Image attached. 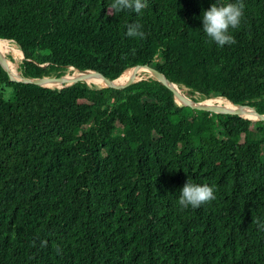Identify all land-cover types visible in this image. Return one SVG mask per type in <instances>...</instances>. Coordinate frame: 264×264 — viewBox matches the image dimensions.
Wrapping results in <instances>:
<instances>
[{"label":"trees","instance_id":"trees-1","mask_svg":"<svg viewBox=\"0 0 264 264\" xmlns=\"http://www.w3.org/2000/svg\"><path fill=\"white\" fill-rule=\"evenodd\" d=\"M113 2L0 0V40L22 52L23 78L149 66L194 102L264 115V0H242L223 47L203 12L236 0H146L139 14ZM263 148V121L180 105L145 72L58 89L0 64V264H264ZM188 180L216 198L181 210Z\"/></svg>","mask_w":264,"mask_h":264},{"label":"clouds","instance_id":"clouds-1","mask_svg":"<svg viewBox=\"0 0 264 264\" xmlns=\"http://www.w3.org/2000/svg\"><path fill=\"white\" fill-rule=\"evenodd\" d=\"M147 6L146 0H114L108 6V13L128 10L139 14ZM244 8L245 5L242 0H236L235 3H228L226 5H212L210 10L203 12V32L220 47L235 44L236 40L229 34V29H237L240 26L244 15ZM126 27V35L128 37L143 38L144 33L140 31L141 25L128 24ZM215 198L214 187H210L207 184L197 185L188 180L180 191L178 205L181 210L188 209L189 207L196 209L203 203L212 201ZM256 222L259 224V221Z\"/></svg>","mask_w":264,"mask_h":264},{"label":"water","instance_id":"water-1","mask_svg":"<svg viewBox=\"0 0 264 264\" xmlns=\"http://www.w3.org/2000/svg\"><path fill=\"white\" fill-rule=\"evenodd\" d=\"M0 41H4V40H0ZM6 42H9V41H6ZM22 59H23V55H22ZM0 64L6 70L10 79L13 81L22 82L25 84H34V85L47 87V88L54 87V88H58V89L69 87L78 81H83V82L89 84L87 82V79L90 76L89 73H91L93 75V77H95L96 79H99L100 81L103 82V84L101 85L102 88H121V87H124L125 85H127L129 82H131L134 79L136 74L141 73V72H145V73H148L150 76H152L157 81L163 83L167 88H169L173 92L175 100H176V98L179 99V102H177V101L176 102L180 105L188 106V107L195 109V110L205 111V112L215 113V114H237V115H239L238 112L241 109H247V110L251 111V113H252L253 118L250 119L251 121H253V122L263 121L264 122V115L258 116L253 112L252 109H250L249 107H245V106H238V105L233 104L236 107V109L225 110V109H220V108L203 107L200 105H190L185 101L184 98L180 97L178 95V93L176 92V90L174 89V86H177V85L168 82L161 73L157 72L155 69H153L149 66H135V67L128 70V71H130L129 76L124 81L116 82L117 81V79H116L114 81L109 82V81H106L103 78H101V76L94 71L79 72L81 75L78 76L77 78H74V79L71 78L72 76L68 77L69 76L68 73H65L64 75H62L60 77H50V78L43 77V78H34V79L23 78L18 73L17 75L16 74L14 75L15 78H11L10 71L3 65L2 60H1V56H0ZM68 70L73 71V72L77 71V70H74L72 67H70ZM138 70H140V71H138Z\"/></svg>","mask_w":264,"mask_h":264},{"label":"bare ground","instance_id":"bare-ground-1","mask_svg":"<svg viewBox=\"0 0 264 264\" xmlns=\"http://www.w3.org/2000/svg\"><path fill=\"white\" fill-rule=\"evenodd\" d=\"M7 44H9L8 42H6V41H0V47L2 48V47H8V48H10ZM12 46V45H11ZM11 49V48H10ZM12 49H13V52L15 53L14 55H15V59H17V57H18V60L19 59H21V52L17 49V52H16V49H15V46H12ZM11 49V50H12ZM17 53H18V55H17ZM0 56H1V60H2V63H4L5 65H6V68H7V61H5L4 59H3V57H2V54H1V51H0ZM13 64V63H12ZM8 69V68H7ZM14 71V70H13ZM138 71H140V70H138ZM129 73H130V71H126V72H124L123 73V75L121 76V77H119V79H117V81L116 82H122V81H124L126 78V76H129ZM17 75V72L16 71H14L13 72V74H12V76H11V78H14V76L13 75ZM81 74L79 73V72H75L73 75H72V77L73 78H76V77H78V76H80ZM95 78V77H94ZM96 79V78H95ZM87 81L89 82V83H91V84H98V85H102L103 84V82L102 81H100L99 79H96V81L95 80H92V79H90V78H88L87 79ZM176 85V84H175ZM174 89L176 90V92L178 93V95L180 96V97H182V98H184L185 99V101L188 103V104H190V105H200V106H203V107H205V106H207V107H210V108H212V107H214V105H212V104H218L219 106H217V107H215V108H220V109H225L222 105L223 104H225V106L227 107V110H233V109H236V107L231 103V102H229V101H227V100H225V99H221V98H215V99H209V100H204V101H200V102H193L192 100H190L189 98H187L186 96H183L182 94H181V92H179V89L177 88V86H174ZM176 101L177 102H179V99L178 98H176ZM222 102V103H221ZM238 114L240 115V117H243V118H247V119H252L253 117H252V115L251 114H249V113H247L246 111H244L243 109H241L239 112H238Z\"/></svg>","mask_w":264,"mask_h":264},{"label":"rangeland","instance_id":"rangeland-1","mask_svg":"<svg viewBox=\"0 0 264 264\" xmlns=\"http://www.w3.org/2000/svg\"><path fill=\"white\" fill-rule=\"evenodd\" d=\"M9 43V42H8ZM10 45V44H9ZM16 48V47H15ZM17 50V49H16ZM0 51H1V54H2V57H3V59L5 60V61H7V68H8V70L10 71V75L12 76V74H13V72L14 71H16L17 72V74H18V71H17V65H16V63L17 62H19L21 59H19L18 60V57H17V59H15V53L13 52V49L11 50L10 48H8V47H0ZM17 55H18V53H17ZM8 56H10L11 58H12V61L11 60H9V59H7V57ZM13 63V64H12ZM14 70V71H13ZM66 73H68V77H70V76H72V74H74L75 72H73V71H70V70H68V72H66ZM14 76V75H13ZM128 76H126L125 78H127ZM71 78H73V77H71ZM77 78V77H76ZM74 79V78H73ZM88 82V81H87ZM89 83V82H88ZM89 84H91V83H89ZM95 85H98V84H95ZM99 86H101V85H99ZM180 90V89H179ZM179 92H181V94L183 95V96H186L185 95V89H183V90H180ZM187 97V96H186ZM187 98H189V97H187ZM190 99V98H189ZM191 100V99H190ZM202 102V101H201ZM212 105H214V107H212V108H215V107H217V106H219L218 104L216 105V104H212ZM224 108H225V110H227V107L225 106V104H223L222 105ZM205 107H207V106H205ZM210 108V107H209ZM263 158H264V148H263Z\"/></svg>","mask_w":264,"mask_h":264}]
</instances>
